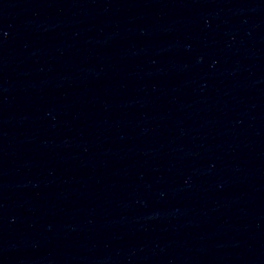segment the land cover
<instances>
[{
  "label": "water",
  "instance_id": "water-1",
  "mask_svg": "<svg viewBox=\"0 0 264 264\" xmlns=\"http://www.w3.org/2000/svg\"><path fill=\"white\" fill-rule=\"evenodd\" d=\"M0 264H264V0H0Z\"/></svg>",
  "mask_w": 264,
  "mask_h": 264
}]
</instances>
